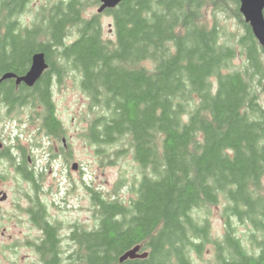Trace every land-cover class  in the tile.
Listing matches in <instances>:
<instances>
[{"label":"trees","instance_id":"obj_1","mask_svg":"<svg viewBox=\"0 0 264 264\" xmlns=\"http://www.w3.org/2000/svg\"><path fill=\"white\" fill-rule=\"evenodd\" d=\"M84 1L43 7L23 27L18 16L29 0H0V79L24 76L36 52L49 64L34 87L0 82V100H54L66 75H78L92 100L83 137L103 164L131 153L142 173L129 201L93 192L100 228L76 248L74 264H195L192 254L202 257L209 243L210 264H264V50L240 0H123L106 11L114 40L104 39L101 16L85 18ZM208 9L236 19L244 34L231 44L216 17L205 19ZM239 55L244 65L233 70ZM51 122L64 135L61 122ZM123 140L130 147L105 148ZM221 199L226 235L212 240L200 211ZM231 218L248 227L257 253ZM138 244L149 257L120 263Z\"/></svg>","mask_w":264,"mask_h":264},{"label":"flooded vegetation","instance_id":"obj_2","mask_svg":"<svg viewBox=\"0 0 264 264\" xmlns=\"http://www.w3.org/2000/svg\"><path fill=\"white\" fill-rule=\"evenodd\" d=\"M100 5L101 1L99 7ZM94 17L95 15L90 18L85 16L90 20ZM78 37L79 35L74 32L67 39V43L75 42ZM91 102L92 100H89L88 118H80V122L85 123L81 131L83 134L89 128ZM85 113L86 110L83 111V114ZM52 116L56 123L61 122L64 132L61 137L58 128H55L51 122ZM11 124L19 125L21 129L26 127V131L17 132L13 139L12 133L6 134ZM67 129L59 116L57 100H0V222L15 223V229L19 226L26 228L21 235L8 236L9 243L0 241L4 251L14 255L21 248L23 254L19 258L0 261V264H74L76 248L86 241L88 234L100 228L99 206L94 200L93 192L95 191L103 198H107V195L99 188L86 187L88 196L91 194L93 216L96 220V224L91 227L84 221L64 223L57 217L58 214L63 215L77 208L79 211L89 213V206L78 205L75 208L71 206L74 203L73 194L77 190L74 184L70 185V189L66 188L64 193L59 182L63 179L59 177V171L55 174V182L49 188L45 183L48 170L58 167L60 162L64 163L67 157L72 155V145L69 143L70 135ZM25 132L27 136L24 135ZM85 140L90 145L88 139L85 138ZM35 151L39 154L35 155ZM75 164L78 165L77 171H83V166L76 162L72 165L73 170H75ZM66 167L69 168V166ZM14 178H18V182L27 187L23 185L19 187L17 192L19 199L11 203L13 206L11 211L14 215L6 217L8 212H4L2 205L8 202L9 194L2 187ZM7 229L5 226L3 229L0 228V234L5 236ZM225 235L226 228L222 239ZM138 245L144 248L143 244ZM254 246L257 247V245Z\"/></svg>","mask_w":264,"mask_h":264},{"label":"rangeland","instance_id":"obj_3","mask_svg":"<svg viewBox=\"0 0 264 264\" xmlns=\"http://www.w3.org/2000/svg\"><path fill=\"white\" fill-rule=\"evenodd\" d=\"M60 0H29L28 5L23 11L21 15L18 16V19L23 27H32L33 23L36 21L39 11L43 7H50L57 3ZM95 0H85L86 11L84 15L88 18L93 15H98V7L99 5L93 4ZM217 18L219 24L223 29L224 39L230 37L229 42L234 44V39L236 37H241L245 30L242 25L236 19L228 17L225 13H214L212 10L208 9L205 13V19L212 24L214 18ZM100 21L102 23L103 28V37L105 40L115 39L114 28H113V17L107 14H103L100 17ZM111 29L113 31H111ZM234 36V37H233ZM70 41V40H68ZM235 46H237L235 44ZM240 50V49H238ZM244 65V58L242 56H238L231 63V68L233 70H240V68ZM79 77L74 73H68L64 78L62 84L57 85L54 88L53 98L57 100L59 106V116L63 120L64 124L68 128L69 131V143L72 145V155L68 156L66 161L60 162L58 167H54L51 170H48L46 181L48 188L55 182V174L59 171L62 191L66 193V188L70 189V185H75L77 190L75 194H73L74 203L71 206L77 207L78 205L89 206V213L86 211L74 209L66 212L65 214H58L57 217L61 222L69 223V222H77L84 221L87 222L91 227L96 224V220L94 219L93 213V205L91 200V194L88 196L86 193V187L90 186L91 188L100 189L101 192L106 195H116L119 196L126 201L131 200L132 198H136V189L133 188L134 184L138 183L142 178V173L140 172L137 163L135 162L131 153H120L117 156H111L108 158L107 162L103 164L102 157L97 155V147L91 146L87 144V140L82 137L81 131L85 123L80 122V118H88V104L90 98L85 94L80 85H79ZM262 100L264 103V94L262 95ZM86 110V113L83 114V111ZM91 113V112H90ZM79 117V118H78ZM76 118V119H75ZM90 118V117H89ZM75 119V120H74ZM26 131V127L14 126L11 124L7 129L6 134L12 133V138L16 137L17 132ZM81 133V135H80ZM26 135V132L24 134ZM80 135V136H79ZM29 138H33V136H29ZM24 140V139H23ZM26 142L28 140H25ZM25 142V143H26ZM27 144V143H26ZM129 143L126 140L117 142L115 145L110 146L109 148L105 146V148L110 150V154H113L117 150L127 149ZM39 153L35 151V155ZM111 160H114V163H110ZM78 163L83 166L81 172L72 169L73 163ZM66 166H69L67 168ZM71 179V181H70ZM18 178H14L7 182V185L2 187L4 191L9 194V200L7 203L2 205L4 212L6 213V217H11L14 215L12 209V202L17 201L18 195L17 192L23 185V187H27L25 184L19 183ZM122 182V183H121ZM20 187V188H19ZM1 188V189H2ZM56 190V189H54ZM91 193V192H90ZM64 196V195H63ZM228 203L221 199L218 205H212L205 207L200 211L203 219L208 220L210 225V238L212 240H221L224 234V230L226 228V211ZM54 213H57L54 211ZM231 221L235 224V228L237 229L240 238H242L244 245L251 252H256L258 249L256 246L252 245L250 242V238L248 235V227L243 226L242 224H238L235 218H231ZM7 227V232L5 236L0 234V241H6L7 237L14 234L21 235L22 232L26 231L24 227H17L15 229L14 224H8L6 221L0 222V228ZM22 250L19 248L16 253L10 254L4 251L3 246H0V261H5L7 259H15L22 256ZM193 261L195 264H210L214 261V246L212 243H209L207 247L204 249V253L202 257H199L197 254L193 253Z\"/></svg>","mask_w":264,"mask_h":264},{"label":"water","instance_id":"obj_4","mask_svg":"<svg viewBox=\"0 0 264 264\" xmlns=\"http://www.w3.org/2000/svg\"><path fill=\"white\" fill-rule=\"evenodd\" d=\"M101 5L98 8V14H103L108 10L116 9L123 0H100ZM240 13L245 22L250 25L253 35L264 50V0H240ZM49 69V64L44 52H37L32 57V64L29 71L24 76H17L12 72L5 73L0 82L15 79L19 86L25 84L28 87H34L41 79L44 73ZM78 165H74L76 170ZM149 252L144 251L142 245H136L126 251L120 258V262L124 263L128 260L147 259Z\"/></svg>","mask_w":264,"mask_h":264}]
</instances>
